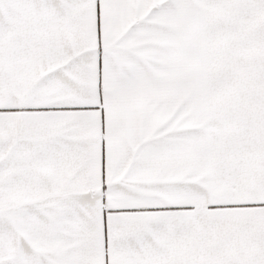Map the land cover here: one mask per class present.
<instances>
[{
    "label": "snow or ice",
    "instance_id": "obj_1",
    "mask_svg": "<svg viewBox=\"0 0 264 264\" xmlns=\"http://www.w3.org/2000/svg\"><path fill=\"white\" fill-rule=\"evenodd\" d=\"M0 264H264V0H0Z\"/></svg>",
    "mask_w": 264,
    "mask_h": 264
}]
</instances>
